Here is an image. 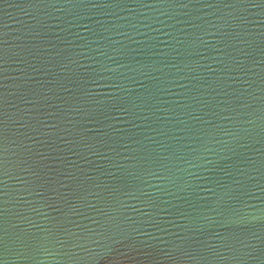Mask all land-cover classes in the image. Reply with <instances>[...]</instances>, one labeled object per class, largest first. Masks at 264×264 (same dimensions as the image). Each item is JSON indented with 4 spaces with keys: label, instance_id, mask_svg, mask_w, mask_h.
<instances>
[{
    "label": "water",
    "instance_id": "water-1",
    "mask_svg": "<svg viewBox=\"0 0 264 264\" xmlns=\"http://www.w3.org/2000/svg\"><path fill=\"white\" fill-rule=\"evenodd\" d=\"M0 264H264V0H0Z\"/></svg>",
    "mask_w": 264,
    "mask_h": 264
}]
</instances>
